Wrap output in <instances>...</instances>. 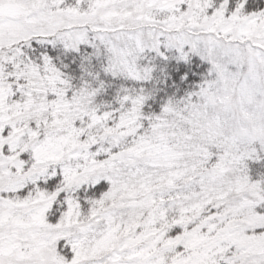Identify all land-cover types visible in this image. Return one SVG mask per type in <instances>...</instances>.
<instances>
[{
	"label": "snow or ice",
	"instance_id": "6c2138e0",
	"mask_svg": "<svg viewBox=\"0 0 264 264\" xmlns=\"http://www.w3.org/2000/svg\"><path fill=\"white\" fill-rule=\"evenodd\" d=\"M0 264H264V0H0Z\"/></svg>",
	"mask_w": 264,
	"mask_h": 264
}]
</instances>
